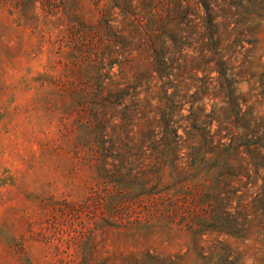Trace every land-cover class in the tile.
<instances>
[{"label":"rangeland","instance_id":"obj_1","mask_svg":"<svg viewBox=\"0 0 264 264\" xmlns=\"http://www.w3.org/2000/svg\"><path fill=\"white\" fill-rule=\"evenodd\" d=\"M117 3L0 0V264H264V209H250L241 236L196 235L191 196L172 209L166 176L140 193L99 172L87 70L106 21L123 29ZM250 48L238 92L264 118V18ZM249 167L237 193L253 206L264 161Z\"/></svg>","mask_w":264,"mask_h":264},{"label":"trees","instance_id":"obj_2","mask_svg":"<svg viewBox=\"0 0 264 264\" xmlns=\"http://www.w3.org/2000/svg\"><path fill=\"white\" fill-rule=\"evenodd\" d=\"M123 4V29L106 21L107 38L87 70L99 172L140 193L166 176L172 209L191 196L192 205L182 206L194 234L243 235L250 209H264V186L253 206L237 193L249 166L264 161V118L242 110L237 85L247 72L264 0Z\"/></svg>","mask_w":264,"mask_h":264}]
</instances>
